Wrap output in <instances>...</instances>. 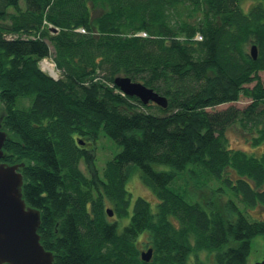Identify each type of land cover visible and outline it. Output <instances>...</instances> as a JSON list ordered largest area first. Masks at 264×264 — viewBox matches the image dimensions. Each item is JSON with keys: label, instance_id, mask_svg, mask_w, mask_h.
I'll return each instance as SVG.
<instances>
[{"label": "trees", "instance_id": "1", "mask_svg": "<svg viewBox=\"0 0 264 264\" xmlns=\"http://www.w3.org/2000/svg\"><path fill=\"white\" fill-rule=\"evenodd\" d=\"M245 9L242 0H0L4 122L54 264H250L254 239L264 243V0ZM48 58L60 77L41 68ZM117 76L168 106L126 95ZM241 96L251 98L243 108L214 109ZM233 129L254 150L232 146ZM106 136L119 151L99 168ZM134 173L154 203L133 201Z\"/></svg>", "mask_w": 264, "mask_h": 264}, {"label": "water", "instance_id": "2", "mask_svg": "<svg viewBox=\"0 0 264 264\" xmlns=\"http://www.w3.org/2000/svg\"><path fill=\"white\" fill-rule=\"evenodd\" d=\"M50 28L53 32L58 31L57 27ZM251 54L257 58L256 46L252 47ZM114 82L126 95L136 96L144 104L155 103L164 108L168 106L166 96L143 82L128 76H117ZM23 184L24 176L17 172V166H0V264H54L55 255L46 250L40 241L38 229L41 225V212L26 206ZM107 213L112 217L115 212L108 208ZM152 255V248L141 253L145 262H149ZM255 264H264V255Z\"/></svg>", "mask_w": 264, "mask_h": 264}, {"label": "rangeland", "instance_id": "3", "mask_svg": "<svg viewBox=\"0 0 264 264\" xmlns=\"http://www.w3.org/2000/svg\"><path fill=\"white\" fill-rule=\"evenodd\" d=\"M22 6H25V0H21ZM252 5V0H242V7L249 8ZM9 10L14 11V8L11 7ZM248 10V9H245ZM41 68L43 69L44 72H46L49 75H53L51 72H55L56 76L55 78L60 77V71L57 69L56 64L53 62L52 59H44L40 63ZM261 77L264 79V72H261ZM253 84H250V86H253ZM1 102V101H0ZM251 102V98L246 97V96H241L239 101L232 102V103H226L217 106L214 108L215 110H222L225 108H228L230 106H235L239 108H243L247 106ZM0 108H2V105L0 103ZM212 109V110H214ZM153 110L158 111L156 108H153ZM210 110V109H209ZM159 112V111H158ZM229 138L231 145L237 148H242L245 150L252 151L254 150L251 145L246 143L238 134V130L233 129L230 130L229 132ZM97 147L95 149V157H96V162L99 168H103L106 164V161L111 158L117 151H119V147L116 145V143L111 140L109 137H102L98 142H97ZM264 149L263 147L257 148V151H261ZM22 161V160H21ZM26 161H23L25 165ZM81 167L84 171H86V168L84 164H81ZM127 188L132 192L133 194V201L139 197L143 196L147 199H149L151 202H155L156 198L152 191L144 185L142 182L140 176L137 173L132 174V176L129 179V182L127 184ZM203 198L208 200L210 198L209 191H203ZM262 240L261 237H258L254 239L253 245H252V252L250 255V264H255L257 261L261 260L263 255H264V243H261L260 241Z\"/></svg>", "mask_w": 264, "mask_h": 264}, {"label": "flooded vegetation", "instance_id": "4", "mask_svg": "<svg viewBox=\"0 0 264 264\" xmlns=\"http://www.w3.org/2000/svg\"><path fill=\"white\" fill-rule=\"evenodd\" d=\"M2 108H0V166H17V172L23 174V161L19 160V154L14 147L10 146V143L17 144L18 139L16 134L11 131L4 122L5 112L3 103L0 102ZM24 176V175H23ZM24 186V184H23ZM23 191V188H22ZM24 198V196H23ZM26 201V200H25ZM27 207H33L26 201ZM35 208V207H34Z\"/></svg>", "mask_w": 264, "mask_h": 264}, {"label": "bare ground", "instance_id": "5", "mask_svg": "<svg viewBox=\"0 0 264 264\" xmlns=\"http://www.w3.org/2000/svg\"><path fill=\"white\" fill-rule=\"evenodd\" d=\"M51 73H53V75H54V76H56V73H55L54 71H53V72H51Z\"/></svg>", "mask_w": 264, "mask_h": 264}]
</instances>
